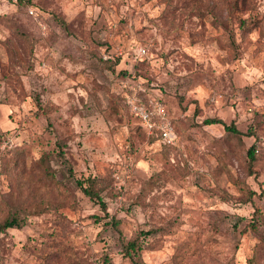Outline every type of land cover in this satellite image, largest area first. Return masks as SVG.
I'll return each instance as SVG.
<instances>
[{"label": "rangeland", "instance_id": "rangeland-1", "mask_svg": "<svg viewBox=\"0 0 264 264\" xmlns=\"http://www.w3.org/2000/svg\"><path fill=\"white\" fill-rule=\"evenodd\" d=\"M16 1L0 0V221L23 224L0 234V264H264V0ZM128 94L165 103L174 144Z\"/></svg>", "mask_w": 264, "mask_h": 264}, {"label": "trees", "instance_id": "trees-1", "mask_svg": "<svg viewBox=\"0 0 264 264\" xmlns=\"http://www.w3.org/2000/svg\"><path fill=\"white\" fill-rule=\"evenodd\" d=\"M27 2H29V0H26ZM19 2L21 3V0H17L16 3ZM31 9V8H30ZM29 10V9H28ZM34 11V10H33ZM263 15H264V10H263ZM113 61H110L112 63L113 66H115L120 58L116 57V58H112ZM142 62V60H140ZM137 61V62H140ZM136 62V64H137ZM163 102V101H162ZM163 104L165 105V103L163 102ZM166 108V105H165ZM167 110V108H166ZM168 112V110H167ZM203 124L206 125H210V124H215V123H222L224 125L225 130L234 136V138H241V136H254L255 132L253 130H251L249 128V130L247 132H241L240 130H238L235 125L233 124V122L227 124L222 122V120L217 119V118H208L205 119L203 122ZM144 131V130H143ZM145 132V131H144ZM146 133V132H145ZM147 134V133H146ZM147 136L149 138L153 139H161L160 134L158 132H154L152 134H147ZM59 145V150H58V154L60 157L63 156V151L61 148V143L58 142ZM262 150H260L259 148H257V143H256V138L255 141L246 149V160H247V168H248V173L250 175H255L257 173V170L255 169V165L257 163V161L259 160L260 157V152ZM37 164L38 166L43 169V171L50 175V179H52L51 181L53 182H58V178L57 176L54 175V173H52L50 166L48 165V158L45 156H41L38 160H37ZM69 172L71 173V170H69ZM79 188L81 189V191L89 196L91 199L96 200L98 203L101 204L102 209L105 210V205L101 199L100 196V190H101V186H100V181L98 180V178L96 177H87L85 180L81 181V180H76ZM249 193V199H251V197L253 196V194H255L254 191H247ZM15 213H10L7 216H5L1 221H0V234L2 232H4L5 230H7L8 228H20L23 224L22 218ZM254 215H252L251 219L245 224V227H248V230L253 231V232H257L258 228H259V223H258V218H259V214H258V210L255 209L254 210ZM112 223L117 224V221L114 220V222L112 221ZM246 230H244V232H246ZM149 233V232H148ZM143 234H146L145 232ZM50 237L53 236V232H50ZM262 241L264 242V236H262ZM125 249H126V254H129V250H134L136 248L139 247V243H137L136 238L129 240L125 245H124ZM40 264H44V262H41ZM249 264H254L253 261L250 259V263Z\"/></svg>", "mask_w": 264, "mask_h": 264}, {"label": "built area", "instance_id": "built-area-1", "mask_svg": "<svg viewBox=\"0 0 264 264\" xmlns=\"http://www.w3.org/2000/svg\"><path fill=\"white\" fill-rule=\"evenodd\" d=\"M30 14H34L33 9L28 10ZM123 50L118 49L113 52L114 55H121ZM148 46H137L131 49L128 54H130V59L132 62H137L143 60V58L148 55ZM143 89L142 91H144ZM218 95L212 97V102L217 101ZM211 99V98H210ZM125 103L130 111L140 122L143 130L149 135L154 132L160 134L161 140L167 144H174L176 141V133L174 127L169 119L168 112L165 105L159 98L147 96L140 97L134 94H128L125 96Z\"/></svg>", "mask_w": 264, "mask_h": 264}]
</instances>
